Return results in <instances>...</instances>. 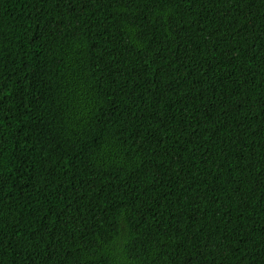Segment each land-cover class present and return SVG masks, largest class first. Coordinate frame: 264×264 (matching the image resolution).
Masks as SVG:
<instances>
[{"label":"trees","instance_id":"1","mask_svg":"<svg viewBox=\"0 0 264 264\" xmlns=\"http://www.w3.org/2000/svg\"><path fill=\"white\" fill-rule=\"evenodd\" d=\"M0 264H264V0H0Z\"/></svg>","mask_w":264,"mask_h":264}]
</instances>
